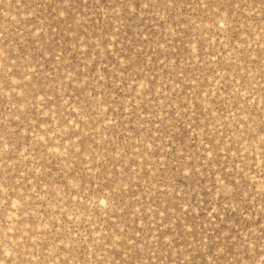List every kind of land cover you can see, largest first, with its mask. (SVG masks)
Wrapping results in <instances>:
<instances>
[{
  "label": "rangeland",
  "instance_id": "obj_1",
  "mask_svg": "<svg viewBox=\"0 0 264 264\" xmlns=\"http://www.w3.org/2000/svg\"><path fill=\"white\" fill-rule=\"evenodd\" d=\"M0 264H264V0H0Z\"/></svg>",
  "mask_w": 264,
  "mask_h": 264
},
{
  "label": "snow or ice",
  "instance_id": "obj_2",
  "mask_svg": "<svg viewBox=\"0 0 264 264\" xmlns=\"http://www.w3.org/2000/svg\"><path fill=\"white\" fill-rule=\"evenodd\" d=\"M100 203H101V204H104V200H101Z\"/></svg>",
  "mask_w": 264,
  "mask_h": 264
}]
</instances>
